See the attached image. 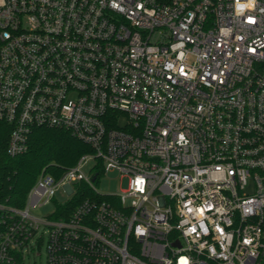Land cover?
I'll return each instance as SVG.
<instances>
[{"label":"built area","instance_id":"2783aa9c","mask_svg":"<svg viewBox=\"0 0 264 264\" xmlns=\"http://www.w3.org/2000/svg\"><path fill=\"white\" fill-rule=\"evenodd\" d=\"M0 122L93 150L0 203V264H264V0H0Z\"/></svg>","mask_w":264,"mask_h":264},{"label":"trees","instance_id":"16d2710c","mask_svg":"<svg viewBox=\"0 0 264 264\" xmlns=\"http://www.w3.org/2000/svg\"><path fill=\"white\" fill-rule=\"evenodd\" d=\"M8 138L9 127L0 122V203L18 208L24 207L28 192L42 170L58 176L78 163L82 156L93 153L90 146L60 128H35L29 137L27 151L16 157L7 154ZM88 196L92 193L85 189L60 215L68 216Z\"/></svg>","mask_w":264,"mask_h":264},{"label":"rangeland","instance_id":"374dc122","mask_svg":"<svg viewBox=\"0 0 264 264\" xmlns=\"http://www.w3.org/2000/svg\"><path fill=\"white\" fill-rule=\"evenodd\" d=\"M126 116L121 115L120 124H126ZM90 164L85 168V171L88 173L90 168H92L95 163H99V161H90ZM97 191L102 195H110V194H123L129 189V178L121 177L118 173H109V174H101L98 182L95 184ZM56 200L58 205H64L71 200V196H68L67 193L60 189L56 194ZM56 204H49L44 207H40L35 211V214L38 216H46L53 213L56 210ZM41 245V247L38 246ZM35 249H31L30 252L25 253L24 263L25 264H46V245L47 241L42 240L41 242L36 239Z\"/></svg>","mask_w":264,"mask_h":264}]
</instances>
